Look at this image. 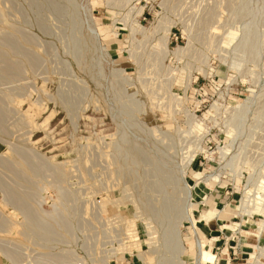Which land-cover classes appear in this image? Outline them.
<instances>
[{
	"label": "rangeland",
	"instance_id": "374dc122",
	"mask_svg": "<svg viewBox=\"0 0 264 264\" xmlns=\"http://www.w3.org/2000/svg\"><path fill=\"white\" fill-rule=\"evenodd\" d=\"M187 183L262 224L264 0H0V264H196Z\"/></svg>",
	"mask_w": 264,
	"mask_h": 264
},
{
	"label": "crops",
	"instance_id": "0c3cea01",
	"mask_svg": "<svg viewBox=\"0 0 264 264\" xmlns=\"http://www.w3.org/2000/svg\"><path fill=\"white\" fill-rule=\"evenodd\" d=\"M198 166L192 167L195 171ZM211 188L197 194L201 202L194 204L193 232L197 240H202L209 253L208 264H249L258 255L261 239L246 229V224L234 222L232 204L222 190ZM203 194V197L201 195ZM259 238V239H258ZM257 250V251H256Z\"/></svg>",
	"mask_w": 264,
	"mask_h": 264
},
{
	"label": "bare ground",
	"instance_id": "6f19581e",
	"mask_svg": "<svg viewBox=\"0 0 264 264\" xmlns=\"http://www.w3.org/2000/svg\"><path fill=\"white\" fill-rule=\"evenodd\" d=\"M191 161H192V159L189 160L188 164H190ZM186 163H187V161L185 162V164ZM197 177H198V175H197ZM218 178H219V176H216V180H218ZM212 179H213L212 177L208 178V180H212ZM182 191H183V195H184L183 197H184V202H185V204H184L185 205L184 206V217H185V220L193 226L194 220L192 218V215L194 212V203L191 202V200L193 198V195H192L193 194V192H192L193 187L187 183L184 186V188L182 189ZM239 211L243 215H252L253 217L259 216V217L263 218L262 224L260 226H258V229L256 231L255 230L253 231V233L256 236L261 238L262 235L264 234V186L263 185H261L259 187L256 186L254 191H252L250 189V186H247L246 192H245V197L243 198L242 203L239 206ZM177 230L178 231L176 232V238H175L176 243H177V249H178L179 253H183L185 251V245H184V241L182 238V233H181V230H179V229H177ZM196 245L198 247L196 264H208L209 263V253L204 248V246H205L204 242L202 240L198 239L196 242ZM4 255L11 262L17 263L18 260L15 259V256L9 254L8 252L7 253L4 252ZM250 264H264V246H261L259 248V252H258V255H256L255 261L253 263H250Z\"/></svg>",
	"mask_w": 264,
	"mask_h": 264
},
{
	"label": "built area",
	"instance_id": "2783aa9c",
	"mask_svg": "<svg viewBox=\"0 0 264 264\" xmlns=\"http://www.w3.org/2000/svg\"><path fill=\"white\" fill-rule=\"evenodd\" d=\"M261 239V238H260Z\"/></svg>",
	"mask_w": 264,
	"mask_h": 264
}]
</instances>
